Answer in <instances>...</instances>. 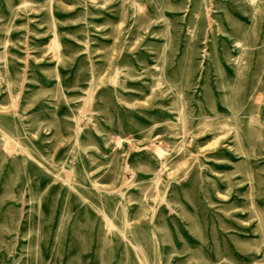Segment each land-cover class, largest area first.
Here are the masks:
<instances>
[{
  "label": "rangeland",
  "instance_id": "rangeland-1",
  "mask_svg": "<svg viewBox=\"0 0 264 264\" xmlns=\"http://www.w3.org/2000/svg\"><path fill=\"white\" fill-rule=\"evenodd\" d=\"M0 264H264V0H0Z\"/></svg>",
  "mask_w": 264,
  "mask_h": 264
}]
</instances>
